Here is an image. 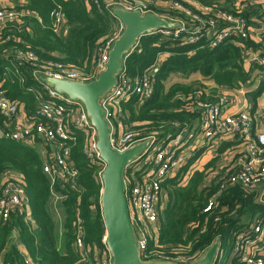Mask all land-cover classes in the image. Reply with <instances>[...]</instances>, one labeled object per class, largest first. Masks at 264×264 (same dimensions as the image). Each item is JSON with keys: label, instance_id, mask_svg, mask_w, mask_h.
Instances as JSON below:
<instances>
[{"label": "trees", "instance_id": "1", "mask_svg": "<svg viewBox=\"0 0 264 264\" xmlns=\"http://www.w3.org/2000/svg\"><path fill=\"white\" fill-rule=\"evenodd\" d=\"M12 1L13 6L26 12L20 20L0 28V82L5 96L18 102L20 109L30 114L38 99L46 96L44 86L36 79L34 71L43 72L55 62L89 70L96 58V44L111 34L113 25L105 7L109 0L97 3L91 0ZM189 1V7L183 4L184 9H177L168 0H157L149 9L182 21L188 30L190 27L196 29L197 23L186 9L205 18L209 15L203 13V6L225 8L218 3L220 0ZM57 5L67 22L66 34L59 35L53 31L51 12ZM188 35V31L180 32L177 37L162 33L143 35L124 58L123 74L134 77L155 64L158 54L163 55L156 71L151 74L153 92L150 97L142 101L132 97L123 105L131 128H140L168 139L181 129H190L194 124L199 127L202 113L196 107V101H215L217 98L209 97L201 88H196L200 81L175 82L165 88L164 83L172 74L184 78L198 74L216 87L238 88L246 79L244 43L223 40L210 46L205 36L187 42L184 38ZM18 51L32 52L35 60H18L15 55ZM263 93L264 79L256 89L247 93L253 100V108ZM261 117L264 119V105ZM1 123L0 118V126ZM75 137L71 147V158L77 170L75 184L65 183L61 189L57 182L53 185L54 191L63 195L59 207L66 249L61 253L57 249L55 223L48 208L50 180L42 171V159L33 147L0 136V192L6 181L3 171H12L13 179L25 191L33 220L25 219L26 207L21 212L12 211L8 219L0 220V264H86L74 247L78 229L87 250L104 249L99 168L82 153L83 136L76 132ZM233 145H236L233 141L221 144L217 155L202 170L194 171L184 184L181 185L180 176L198 153L175 176L162 181L170 201L158 218L155 239L147 241L146 253L157 251L167 258L182 255L194 259L215 239L219 240L220 248L229 250V240L234 233L247 227L256 216H264V203L256 199L253 190L240 185L220 188L222 180L217 177L202 186L207 169L213 168L220 154ZM212 195L216 197V207L205 212L203 209ZM11 231L17 232L28 258L25 259L13 246L5 251Z\"/></svg>", "mask_w": 264, "mask_h": 264}, {"label": "built area", "instance_id": "2", "mask_svg": "<svg viewBox=\"0 0 264 264\" xmlns=\"http://www.w3.org/2000/svg\"><path fill=\"white\" fill-rule=\"evenodd\" d=\"M91 1L97 3L99 0ZM155 1L157 0H109L105 7L110 15L113 30L96 44L94 48L96 58L89 70L83 71L55 62L43 72L34 71L36 79L38 80L42 74L72 81L89 82L96 79L108 60L112 42L124 29L123 22L113 14L112 8L119 6L125 10L145 14L153 12L149 8ZM168 1L177 9H184L183 4L187 7L191 5L189 0ZM262 4L264 0L252 2L238 0L232 9L203 6V13L209 15L205 18L186 9V13L197 23L196 29L190 27L188 30L182 21L158 14L178 21L179 25L173 30H157L154 33L177 37L180 32L188 31L189 35L184 38L185 41L194 42L205 36L210 46H215L223 40L245 44L243 56L246 79L238 88H223L224 93L222 92V96L217 97L215 101L201 99L196 101L195 105L202 113L198 129H181L167 139L140 128H131L125 121L128 112L123 107L124 103L132 97L142 101L152 94L151 74L156 71L158 61L163 58L162 54L157 55L155 64L146 67L134 77L124 75L122 67L116 84L100 99L104 118L110 127V144L114 149L122 152L137 142L149 140L148 146L127 166L124 178L130 218L142 259L189 264L197 261L203 253L189 259L182 255L167 258L157 251L148 253L145 251L149 238L156 237L158 218L163 209L161 205L165 191L162 181L175 176L186 164L191 158L189 153L195 148L194 143L198 138L208 146L217 142L219 144L225 137L228 141L236 143L220 154L221 159L225 156L223 162L226 168L212 175L219 181L222 180L220 188L226 185L246 187L250 191H255L256 199L264 203V119L260 115L257 121L249 105L243 104L233 112H227L225 107L229 103L231 107L238 96L245 95L254 80L258 82L264 79V20L260 18L261 11L256 10V7ZM25 12V9H18L13 5H0V28L20 20ZM51 15L53 31L59 35L66 34L68 26L59 5L52 10ZM15 55L18 60H35L32 52L18 51ZM43 86L45 98L38 99L34 111L27 114L20 109L18 102L5 96L0 82L2 135L27 146L34 147L40 144L45 147L46 157L42 171L50 180L52 198L60 200L63 195L55 192L53 185L57 182L61 189L65 183L75 184L77 170L71 158V147L75 143V133L79 132L84 138L82 153L90 163L98 166L97 176L102 187L101 174L106 164L97 148L95 127L89 122L79 102L57 93L48 86ZM148 156L150 161L146 162ZM2 175L6 181L0 192V220H6L12 211L21 212L25 209L27 198L24 189L13 179L15 177L12 171L5 170ZM215 207L216 197L212 195L203 210L211 212ZM102 243L104 246L102 250H87L78 229L74 247L86 264H111L105 245V232ZM229 246V250H226L220 248L219 244V252L212 264H264V216H256L247 227L234 233L229 240Z\"/></svg>", "mask_w": 264, "mask_h": 264}, {"label": "water", "instance_id": "3", "mask_svg": "<svg viewBox=\"0 0 264 264\" xmlns=\"http://www.w3.org/2000/svg\"><path fill=\"white\" fill-rule=\"evenodd\" d=\"M112 12L123 22L124 29L112 42L108 60L96 79L89 82L72 81L42 74L38 80L42 85L79 102L97 131V148L106 164L101 174L99 204L105 245L111 264H177L172 261L145 260L141 257L125 195L124 178L127 166L148 146L149 140L137 142L122 152L114 149L110 144V127L104 118L100 99L116 84L124 58L141 36L157 30H173L179 22L153 12L141 14L139 11H129L119 6L113 7ZM218 252L219 240L215 239L197 261L189 264H212Z\"/></svg>", "mask_w": 264, "mask_h": 264}, {"label": "crops", "instance_id": "4", "mask_svg": "<svg viewBox=\"0 0 264 264\" xmlns=\"http://www.w3.org/2000/svg\"><path fill=\"white\" fill-rule=\"evenodd\" d=\"M231 1L226 2L225 0H220L218 2H220L219 3L220 5L222 4V5H224V7H229L230 9H232L233 6H234V3L236 1H238V0H231ZM2 4L12 5L13 1L12 0H0V5H2ZM256 10H257V12L261 11L260 18L264 20V4L258 5L256 7ZM199 78H201V77H199ZM202 82H201V84H202ZM208 82H209V84L212 85L213 88H215V91H213V93L209 94V96H211L212 98H217V97L222 96V93L220 91H223L224 90L223 88H227V87H216L210 81H208ZM259 82L260 81L256 82V80H254L251 83V85L249 86V89H248L247 93H249L250 91L256 89V87L258 86ZM203 84H204L205 94L208 96L207 91L210 88V85H207L205 83H203ZM196 87H198V86H196ZM247 93L245 95H243L242 99L238 98L237 101L235 102V104L231 105V107H229L230 103L227 106H225L227 108V110H228L227 112H233V111L239 109L243 104L249 105V109L251 110L253 116L256 118L257 121H259V117H260V115L262 113V109H263V105H264V93L259 98H257L255 108H253L254 107V103H253L252 98ZM127 120H128V114L126 115V120L125 121H127ZM194 127H198V125L194 124L191 128H194ZM0 136L4 137L2 135L1 126H0ZM221 140H220L219 144H217L218 143L217 142V143H213L210 146H208L205 143H203V141L200 138H198L196 143H194L195 148L192 149V151H190L189 154H190L191 157H193V155L198 153L197 157H199V156L201 157L202 155L209 153L211 155V158L208 159L205 162V163H207L208 161H210L213 157H215L217 155L219 146L221 144H223V143H227L228 142L227 137H225V139H223L222 141ZM22 145H24V144H22ZM33 148L37 151L39 157L42 159V162H43L45 160V157H46L45 147L43 145L36 144V146H34ZM48 149L50 150V148H48ZM219 160H221V157H219L217 161H219ZM215 164H217V163L215 162ZM164 191H165V196H164V201L163 202L165 204H164L163 208L170 201L169 198H168L167 191L165 190V188H164ZM59 203H60L59 200H54L52 198V196H51V198L49 199V202H48V208H49L51 217H52V219L54 220V223H55V233H56V236H57V240H56L57 241V249L61 253H63L65 251V249H66V245H65V240H64V237H63V229H62L63 217H62L61 209L59 207ZM26 212H27V215H26L25 219L27 221L33 222L32 218H31V215H30V211H29L28 205H26ZM33 226H35V224ZM153 239H155V238H153ZM11 246L17 248L20 251V253L25 257V259L28 258V255H27V252L25 250V247L23 246V244L21 242V239L19 238L17 232H15V231H11L10 236L8 238V242H7L5 251H7V249H9Z\"/></svg>", "mask_w": 264, "mask_h": 264}, {"label": "rangeland", "instance_id": "5", "mask_svg": "<svg viewBox=\"0 0 264 264\" xmlns=\"http://www.w3.org/2000/svg\"><path fill=\"white\" fill-rule=\"evenodd\" d=\"M248 1H250V2H252L253 0H248ZM12 5H15L14 4V2H13V4ZM200 76H198L197 74H192V75H190L189 77H186V78H184V77H182V76H180V75H176V74H172L169 78H167V80L165 81V88H168L172 83H175V82H182V83H190V82H193V81H200V82H202V84H199L198 85V87L199 88H201L203 91H205L204 90V84L203 83H205V84H207V85H210V88L208 89V91H207V93H208V96H209V94L210 93H213V91H215V88H213L212 87V85L211 84H209V82L208 81H210V80H208V79H204V78H199ZM211 82V81H210ZM212 83V82H211ZM254 86V85H253ZM209 97H211V96H209ZM236 97V96H235ZM238 98H240V99H242L243 98V95H240V96H238ZM43 149V148H42ZM46 154V153H45ZM211 158V155L208 153V154H204V155H202L201 157L199 156V157H196L195 159H194V162H192L191 164H190V166H188V168H187V170L184 172V173H182L181 174V176H180V183H181V185L182 184H184L186 181H187V179H188V177L194 172V171H196V170H202L203 169V167H204V165L206 164L205 162L208 160V159H210ZM225 160V156H222V159L221 160H219V161H216V163L217 164H215L214 166H213V168L211 167V168H208L207 169V171H206V174H207V176H206V179L204 180V182L202 183V186H204L206 183L208 184V182L210 181V179L213 177V175L212 174H216V173H218L217 171H219V172H221L223 169H224V161ZM146 162H149L150 161V158H149V156L146 158V160H145ZM213 178H215V177H213ZM212 178V179H213ZM206 184V185H207ZM164 202L162 203V205H161V208H163V206H164Z\"/></svg>", "mask_w": 264, "mask_h": 264}]
</instances>
